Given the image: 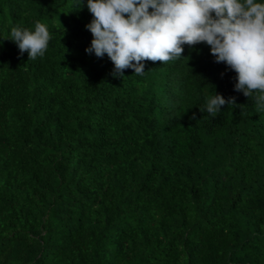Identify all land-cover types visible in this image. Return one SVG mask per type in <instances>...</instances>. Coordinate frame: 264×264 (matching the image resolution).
<instances>
[{
  "label": "trees",
  "instance_id": "obj_1",
  "mask_svg": "<svg viewBox=\"0 0 264 264\" xmlns=\"http://www.w3.org/2000/svg\"><path fill=\"white\" fill-rule=\"evenodd\" d=\"M91 20L88 0H0V264H264V110L206 42L114 78ZM38 24L48 47L19 56L5 38ZM214 93L241 106L202 113Z\"/></svg>",
  "mask_w": 264,
  "mask_h": 264
},
{
  "label": "clouds",
  "instance_id": "obj_2",
  "mask_svg": "<svg viewBox=\"0 0 264 264\" xmlns=\"http://www.w3.org/2000/svg\"><path fill=\"white\" fill-rule=\"evenodd\" d=\"M80 4L82 0H79ZM153 11L149 12V9ZM92 20L85 27L93 35L88 54L113 62L110 73L125 78L145 72L141 61H169L182 57V45L206 42L216 63H226L234 77V91L255 101L264 110V3L254 0H88ZM213 13L215 16H213ZM127 16V18H126ZM29 60L44 53L49 30L38 24L34 31L12 30L10 37ZM135 62V63H133ZM223 75V73H221ZM254 90H260L254 93ZM237 105L236 97L219 93L206 96L200 111L215 117L223 106Z\"/></svg>",
  "mask_w": 264,
  "mask_h": 264
},
{
  "label": "rangeland",
  "instance_id": "obj_3",
  "mask_svg": "<svg viewBox=\"0 0 264 264\" xmlns=\"http://www.w3.org/2000/svg\"><path fill=\"white\" fill-rule=\"evenodd\" d=\"M65 73H63L62 77L58 80V85L54 91V95L57 100H65L70 95V87L68 84V81H66ZM8 139V136L6 134L5 128L0 125V146L3 142H5Z\"/></svg>",
  "mask_w": 264,
  "mask_h": 264
}]
</instances>
